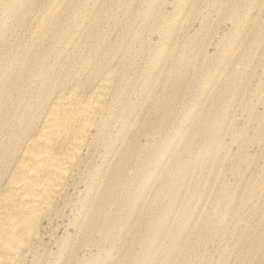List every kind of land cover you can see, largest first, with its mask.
Returning a JSON list of instances; mask_svg holds the SVG:
<instances>
[{"label":"rangeland","instance_id":"374dc122","mask_svg":"<svg viewBox=\"0 0 264 264\" xmlns=\"http://www.w3.org/2000/svg\"><path fill=\"white\" fill-rule=\"evenodd\" d=\"M84 62L72 82L94 67L115 75L106 144L118 153L95 154L27 264H104L114 244L139 260L127 264H160L163 250L169 264H264V0H0V137L13 99L38 93L36 72L56 81ZM161 167L172 184L159 191ZM98 209L105 224L84 229ZM164 222L182 228L153 254Z\"/></svg>","mask_w":264,"mask_h":264},{"label":"bare ground","instance_id":"6f19581e","mask_svg":"<svg viewBox=\"0 0 264 264\" xmlns=\"http://www.w3.org/2000/svg\"><path fill=\"white\" fill-rule=\"evenodd\" d=\"M2 13L10 17L15 11L8 8ZM85 67L76 73L62 67L56 81L45 70L36 72L40 79L38 93L31 99L22 96L13 99L14 116L7 128L8 137L6 140L0 137V264H27L31 258L37 261L36 243L44 225L60 217L63 209L70 205L69 189L81 182L85 173H93L95 154L101 148H112L115 154L118 153L115 145L106 144L110 125L119 120V111H116L118 92L113 89L115 75L94 67L83 80L72 82L76 75L81 76ZM9 100L4 102L10 103ZM211 101L205 99L206 107ZM121 141L128 146L127 138ZM159 171L154 180L157 179L160 191L169 188L172 182L161 180L166 173L164 167ZM106 177H101L96 188L101 189ZM100 189L87 200L92 206L101 194ZM159 191L155 201L163 198ZM169 198L173 199V196ZM166 208L168 217L172 216L173 209ZM90 213L83 215L80 225L91 232H99L105 224L104 212L98 209L88 218ZM138 220L139 215L135 213L127 228ZM166 224L169 226L168 222ZM166 224L155 228L156 237L152 243L156 241L157 244L152 248L153 254L158 250L160 240L177 236L182 228L180 223L170 227ZM135 227L133 238L138 231ZM178 238H181L180 234ZM122 248L124 253L119 259L115 252ZM112 252L104 264H127L131 254L129 244H114ZM164 254L165 250L161 252L160 264H169ZM130 257L139 261L132 254Z\"/></svg>","mask_w":264,"mask_h":264}]
</instances>
